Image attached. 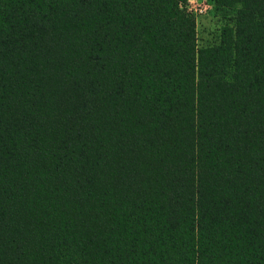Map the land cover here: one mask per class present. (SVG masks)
Wrapping results in <instances>:
<instances>
[{"label": "trees", "instance_id": "obj_1", "mask_svg": "<svg viewBox=\"0 0 264 264\" xmlns=\"http://www.w3.org/2000/svg\"><path fill=\"white\" fill-rule=\"evenodd\" d=\"M0 0V264H264V0Z\"/></svg>", "mask_w": 264, "mask_h": 264}, {"label": "rangeland", "instance_id": "obj_2", "mask_svg": "<svg viewBox=\"0 0 264 264\" xmlns=\"http://www.w3.org/2000/svg\"><path fill=\"white\" fill-rule=\"evenodd\" d=\"M212 0H190L188 6L197 19V38L200 46L217 41L219 30L224 23L223 13Z\"/></svg>", "mask_w": 264, "mask_h": 264}]
</instances>
